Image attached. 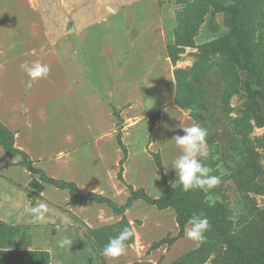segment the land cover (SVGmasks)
<instances>
[{
	"label": "crops",
	"instance_id": "crops-1",
	"mask_svg": "<svg viewBox=\"0 0 264 264\" xmlns=\"http://www.w3.org/2000/svg\"><path fill=\"white\" fill-rule=\"evenodd\" d=\"M117 1L113 7H71L68 15L76 20H63L55 39L56 23L39 21V14L50 10H39L33 0H0V38L10 37V49L0 54V124L36 170L0 143V224L53 225L60 239L74 233L62 223L61 210L93 230L125 220L145 246L156 245L148 259L161 258L164 251L177 260L198 242L185 236L176 210L144 199L128 204L133 192L152 200L165 195L168 175H177L162 162L163 176L152 152L160 149L163 161L165 152L176 158L180 152L172 138L184 134L180 125L193 123L176 103L178 84L161 0ZM43 29L45 36L37 33ZM37 63L50 71L32 80L23 65ZM50 181L74 185L78 197L95 195L123 212L96 200L75 201L70 189ZM37 199L49 205L42 222H33L25 211ZM168 238L174 239L171 248ZM140 253L130 243L126 254L106 258L128 263Z\"/></svg>",
	"mask_w": 264,
	"mask_h": 264
},
{
	"label": "rangeland",
	"instance_id": "rangeland-1",
	"mask_svg": "<svg viewBox=\"0 0 264 264\" xmlns=\"http://www.w3.org/2000/svg\"><path fill=\"white\" fill-rule=\"evenodd\" d=\"M117 2L33 0L39 10L52 12L39 14V21L56 23L55 39L66 18L76 20L68 15L71 7ZM161 6L168 19L165 38L175 66L176 103L193 124L208 129L210 155L204 162L221 183L208 193L185 192L178 177L168 175L167 203L185 214L204 213L211 225L205 239L177 260L162 251L154 261L148 256L156 245L147 247L134 234L127 243L141 251L140 258L121 264H264V0H161ZM40 32L45 36L44 29ZM24 34L30 38V31ZM9 39L0 38V54L10 49ZM161 152L152 155L164 176L162 162L170 167L175 157L165 152L163 161ZM61 212L62 223L74 230L70 248L59 246L53 225L11 227L14 232L0 225V264H113L101 250L127 222L93 230ZM167 242L171 248L174 239Z\"/></svg>",
	"mask_w": 264,
	"mask_h": 264
},
{
	"label": "clouds",
	"instance_id": "clouds-1",
	"mask_svg": "<svg viewBox=\"0 0 264 264\" xmlns=\"http://www.w3.org/2000/svg\"><path fill=\"white\" fill-rule=\"evenodd\" d=\"M23 68L32 80L45 78L50 71L47 65L40 63L32 67L24 64ZM180 127L184 134L175 135L172 138L180 154L171 161L170 167L175 170L178 177L177 181L182 186L183 191L188 192L198 189L208 193L221 183V178L212 175L213 169L204 162L210 155L208 146L209 131L200 124L180 125ZM165 167L167 169L169 166L165 165ZM25 211L31 215L33 222H42L49 211V205L37 199L34 205L26 206ZM210 227V221L204 213H193L187 220L185 236L188 239L203 242L205 233ZM133 236L134 231L131 227L123 228L118 235L109 238L101 250V255L113 260L118 259L126 254L127 242ZM73 242L68 236H63L58 241L61 248L66 246L70 248Z\"/></svg>",
	"mask_w": 264,
	"mask_h": 264
},
{
	"label": "trees",
	"instance_id": "trees-1",
	"mask_svg": "<svg viewBox=\"0 0 264 264\" xmlns=\"http://www.w3.org/2000/svg\"><path fill=\"white\" fill-rule=\"evenodd\" d=\"M0 127H2V131L3 132H0V134H2L3 136L0 135V143L2 144V146L4 147L5 151L9 154V155H21L23 157V164L28 167L30 170L32 171H36L32 168V165L29 161V158L23 154L22 152L18 151V150H15L13 148V145H12V140H13V136L11 133H9L6 129L3 128V126L0 124ZM3 137L5 139H3ZM51 183H53L54 185H57L61 188H65V189H70L71 192H72V195H73V199L75 201H87V200H96L100 203H107L109 204L116 212L118 213H121L123 212V209H118L116 205H114L112 202H110L109 200H106L104 198H101V197H96L95 195H89L87 197H78L76 195V188L74 185H71V184H66V183H63V182H55V181H50ZM136 199H144L147 203L151 204V205H156L159 209H167V208H174L177 212V220H178V224L179 226L181 227V229L183 230L184 227L186 226L187 224V220L192 216L191 213H184L182 212L181 208H179V206H176L174 203L171 204V203H167V200H168V194L166 193L161 199L159 200H152L151 198L147 197L145 195L144 192L140 191V192H133V198L132 200L130 201V203L128 205H130L132 203V201L136 200ZM124 222H127V221H123L121 222V224H123ZM119 224V225H121ZM1 227L3 226L4 229L10 231V232H14V228H11V227H8L4 224H0ZM126 227H130L129 223L127 222ZM2 227V228H3ZM127 244H130V243H127Z\"/></svg>",
	"mask_w": 264,
	"mask_h": 264
}]
</instances>
